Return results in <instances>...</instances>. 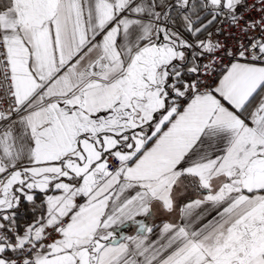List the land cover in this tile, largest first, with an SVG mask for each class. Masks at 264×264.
Segmentation results:
<instances>
[{"label": "snow or ice", "instance_id": "snow-or-ice-1", "mask_svg": "<svg viewBox=\"0 0 264 264\" xmlns=\"http://www.w3.org/2000/svg\"><path fill=\"white\" fill-rule=\"evenodd\" d=\"M0 264H264V0H0Z\"/></svg>", "mask_w": 264, "mask_h": 264}, {"label": "crops", "instance_id": "crops-1", "mask_svg": "<svg viewBox=\"0 0 264 264\" xmlns=\"http://www.w3.org/2000/svg\"><path fill=\"white\" fill-rule=\"evenodd\" d=\"M191 198H192V199H195V196L193 195V196H191ZM186 200H187V198H186ZM186 200H185V202H186ZM196 211H199V210H196ZM20 212H24V216H21V217H22L21 223H23V219L28 218V217L30 216V213L28 212L27 208H23V207L21 208ZM156 223L159 224V223H160V220L157 219V220H156ZM131 231H132V229H129V230H128L129 233H130Z\"/></svg>", "mask_w": 264, "mask_h": 264}, {"label": "trees", "instance_id": "trees-1", "mask_svg": "<svg viewBox=\"0 0 264 264\" xmlns=\"http://www.w3.org/2000/svg\"><path fill=\"white\" fill-rule=\"evenodd\" d=\"M20 215H21V216H24V212H20Z\"/></svg>", "mask_w": 264, "mask_h": 264}, {"label": "built area", "instance_id": "built-area-1", "mask_svg": "<svg viewBox=\"0 0 264 264\" xmlns=\"http://www.w3.org/2000/svg\"><path fill=\"white\" fill-rule=\"evenodd\" d=\"M226 27V26H225ZM223 38V37H222Z\"/></svg>", "mask_w": 264, "mask_h": 264}]
</instances>
